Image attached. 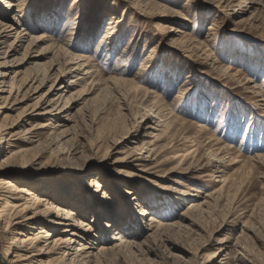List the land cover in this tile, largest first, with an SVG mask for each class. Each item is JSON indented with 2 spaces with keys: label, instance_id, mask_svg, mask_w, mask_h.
<instances>
[{
  "label": "rangeland",
  "instance_id": "374dc122",
  "mask_svg": "<svg viewBox=\"0 0 264 264\" xmlns=\"http://www.w3.org/2000/svg\"><path fill=\"white\" fill-rule=\"evenodd\" d=\"M227 1L147 0L141 6L135 0H19L24 10L17 13L0 0V20L6 21V14L14 17L15 26L22 28L27 23L26 40L32 33L47 35L41 43L45 50L37 59L40 63L51 65L55 56L56 62L65 63L70 52L85 51L94 57L95 76L82 73L71 90L66 85L77 73L75 64H64L69 73H64L53 94L93 91L83 97L74 93L70 107L58 118L64 123L61 119L72 117L67 126L71 132L67 149L79 144L76 162L58 159L49 148L30 160V168L5 165L1 164L7 155L4 152L0 170L30 176L37 192L47 193L45 198L58 204L67 201L65 196L57 188L46 192L40 180L61 182L86 199L96 194L92 181L101 180L106 205L123 214L115 218L114 229L137 222L130 228L134 231L123 233L135 242L131 248L135 253L108 257L106 264H264V158L256 156L264 155V99L260 95L264 93V0L258 4L234 0L232 5ZM111 19L118 32L114 52L108 56L99 43ZM12 31L8 42L16 35ZM69 40L75 46L68 45ZM126 68L128 78L133 79L140 70L143 79L138 84L135 80L110 83V90L104 93L98 91V85L94 89L95 79L119 76ZM8 72L10 79L14 69ZM232 73L238 74L230 76ZM147 88L154 91L149 96ZM39 94L16 105V111L2 108L0 112L5 110L2 115L10 113L18 119V113ZM155 100L157 105L173 109L170 126L161 125L162 118L145 106ZM199 122L206 125L204 130ZM23 123L19 122L18 129L29 127ZM43 132L46 137L48 129ZM156 133L161 136V146L152 158L158 157V167L149 161L143 165L132 158L121 160L135 146H147ZM25 144L21 142V149L29 147ZM222 155L224 159L219 160ZM233 157L241 160L234 162ZM224 180L227 185L220 190ZM87 182L92 184L87 186ZM99 199L88 198V208ZM195 199L207 201L205 211L187 212ZM79 200H68L66 205L72 208ZM142 207L149 212L141 216ZM93 210L96 208L87 214L96 224L93 234L105 237L96 239L95 246L110 245L115 235L113 227H108L112 215L99 221ZM151 214L166 227L150 229ZM169 222L173 224L167 226ZM6 253L7 246L2 247L3 264L1 256Z\"/></svg>",
  "mask_w": 264,
  "mask_h": 264
},
{
  "label": "bare ground",
  "instance_id": "6f19581e",
  "mask_svg": "<svg viewBox=\"0 0 264 264\" xmlns=\"http://www.w3.org/2000/svg\"><path fill=\"white\" fill-rule=\"evenodd\" d=\"M2 1L3 3L6 2L5 7L17 11V13L24 10L19 0ZM232 1L234 0H231V2L228 0L227 2L231 4ZM261 1L262 0H252L254 3H260ZM134 3L143 6L148 2L147 0H135ZM12 17L5 14L3 18L6 21L0 20V110L4 108L9 112L11 110L16 111V105L32 100L34 94H41L35 97V102L27 104L22 110L20 109L21 111L18 113L20 114L18 119H13L10 113L2 115L5 110L0 112V156L4 152L7 154L1 160V164H18L21 165V167L22 165H26L30 168L32 165L30 164L32 163L30 160H34L32 159L34 156H37L35 159L39 158V156L41 157L49 148H52L51 153L55 154V157L58 159L76 162L77 155L80 153V149L78 148L79 144L73 146L71 149L68 148L69 150L67 149V142L71 139L68 138L71 137L69 136L71 132L69 133L70 128L67 126L69 122L72 121V117L61 119L64 123H59L58 121L60 119L58 118L61 116L62 112H65L68 110L67 108L70 107H68V104L72 101L74 93H82L81 97H83L85 94L93 91L89 92L87 90L83 92V89H80L81 91H77L76 89V91L70 92L69 95L60 93L54 96L53 94H55L54 91L59 84V80H62V76L68 69V66H64V64H75L73 69L77 73L71 78L69 85H66V87L71 90V84H77L81 79L80 75L82 73H91L89 74L90 77L95 76L93 68L97 65L94 61V57L91 53L85 51L70 52V57L65 63L61 60H59L60 64L56 62L58 56L54 57L52 60L53 63H50L51 65H49V63H40L37 59L40 56H44L43 51L45 47H42L41 43L45 40L47 35L44 33H32L30 37L27 38L28 40H26L25 34H29L28 24L22 23V28L21 26H15L17 22L14 17L12 21ZM19 24L21 25L20 21ZM117 26L116 21L111 19L99 43L100 49L105 51L108 56H112L114 52L115 46H113V44H115L117 39H115L118 32ZM12 30L16 31V35L13 40L8 42V39L12 37ZM25 42H27V44L24 46L25 49L22 55L17 56L18 53H20V47H22ZM67 42L68 45H73L71 40ZM122 58L123 57L120 59ZM121 61L123 62L125 59ZM26 64L28 66L22 70L21 68ZM56 64H58L57 68ZM124 66H126V64ZM10 68L14 69V75L8 79L10 75L8 71ZM16 68H18V70H16ZM143 68L144 67H141L140 70L142 71ZM227 69H229V67ZM140 70L135 74L133 79L126 76V73L130 72L128 68L125 70L122 69L119 76H112L108 79L104 77L102 79L97 78L92 81L94 84L93 87L95 89V86L98 85V91L104 93L110 90L111 84L120 85L121 82L129 83L131 80H135V83L138 84L139 81L143 79ZM237 74L238 73H232L230 76H237ZM51 81H53V83L50 84L46 90L45 87L48 85V82ZM136 86L140 87L138 85ZM61 87L62 86H59V88ZM151 92L154 91L148 89L146 96L151 95ZM14 93H16L15 96ZM260 95H262V99H264V93ZM8 104L12 105L9 106ZM145 106L149 108L151 112H154L160 119L162 118L161 125H167L168 127L171 125V122H173V109L168 105L162 107L157 105L155 100L151 106L148 104ZM31 118H36L35 122H32L34 121L32 120L30 123ZM161 120H159V123ZM19 122H25L29 127L24 126L25 129H18ZM198 126L201 130L206 128V125L202 122ZM44 129H48L46 137L42 136ZM186 137L188 138L189 136ZM210 137L213 138V135H210ZM160 138L161 136L159 134H154V140H150L146 143L147 146L141 144L135 146V149L128 154L129 157L126 155L123 158L121 157V160L132 158L133 161L140 164L143 163V165L149 161L150 163H155L154 167H158V157L152 158V156H155V151L161 146V144L158 145V141L161 140ZM190 140L192 142L194 141L192 139ZM22 141H25V145L29 147L21 149L22 145L20 144ZM94 146L92 147L94 148ZM97 146L99 147L100 145H96V147ZM232 146L233 145H231V147ZM224 148L228 149L230 146H224ZM219 150H221V148H219ZM256 156L257 158H264L263 154H257ZM218 159L223 160L224 156H218ZM237 159L236 157L232 158L233 161L235 160L234 162L241 160ZM125 164L130 163L127 162ZM220 167L222 166L218 168L220 169ZM29 178L30 176L25 178L24 176L14 175L13 171L8 169L0 170V250L2 247L7 246V253L5 256L3 255V257L1 256L4 264H106L108 263V257L125 255L134 251L131 248L135 247V242L130 240V237L123 235V233L127 230L129 232L134 231L131 229L137 226V222L129 221L124 229H114L116 226L114 220L118 219L123 214L116 210L118 208L113 209L112 207L113 210L110 211V205H106L107 194L100 189V187H103L101 180L96 179L92 181L95 182V186L97 187L94 192L98 194L100 190L102 191V194L99 193L101 197H97L98 195L95 194L88 198L94 201L100 198L99 202L97 201L94 203L95 206L92 207L96 208V210H93V216H96V218H99V221H101V217L107 216L108 218L109 215H112L113 219L110 221L111 223L108 227H113L114 230L112 232L115 233V235L111 238L114 242L112 241L113 243L111 242L110 245L98 244V246H95V244H97L96 239H103L105 237L103 236L101 238L93 234L96 224H94V220L90 221L87 218V214L92 208H88L87 204L89 201H87L88 198L86 199V195L82 193L77 194L73 191L74 188H66L61 182L54 184L52 182H46L45 179L40 180L41 186L44 187L46 192L50 190V188H57L59 194L65 196L64 198L67 199V201L61 200L59 204L50 202L45 198L47 193H44V195L38 193L37 189L31 185ZM83 178H85V175ZM224 181L220 190L227 185V180ZM92 182H87L86 185H91ZM78 198L80 200L76 201L73 205L74 207L70 208L66 205L68 204L67 202H69L68 200H78ZM54 200H57V196L54 197ZM100 203L102 204L100 205ZM206 204L207 201L200 202L196 199L192 200L187 212L194 210L205 211ZM98 207L100 211L97 210ZM141 209V212H139L141 216L149 212L146 207H142ZM115 215L117 217H115ZM150 216V229L166 227L164 224L165 222L162 223L156 215L151 214ZM166 224L168 226V224L171 225L173 223L169 222ZM216 254L217 253H215V255ZM0 264H3L1 260Z\"/></svg>",
  "mask_w": 264,
  "mask_h": 264
}]
</instances>
